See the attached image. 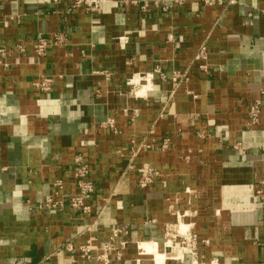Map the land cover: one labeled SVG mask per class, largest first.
I'll return each mask as SVG.
<instances>
[{
	"label": "crops",
	"instance_id": "1",
	"mask_svg": "<svg viewBox=\"0 0 264 264\" xmlns=\"http://www.w3.org/2000/svg\"><path fill=\"white\" fill-rule=\"evenodd\" d=\"M139 1L149 10L121 0L98 12L70 9L71 0H0V48L67 38L32 64L21 56L0 69V264H104L65 245L101 247L119 226L129 244L108 264H153L140 252L149 244L165 264H194L165 246L179 217L197 235L199 264H264V0H185L170 13ZM184 71L187 79L172 81ZM138 73L151 80L135 97L127 82ZM42 75L54 78L46 93L34 84ZM257 100L260 123L248 126ZM107 118L116 131L102 125ZM77 154L96 185L91 213L38 208L58 180L63 194L77 190ZM142 164L160 171L149 188L130 169Z\"/></svg>",
	"mask_w": 264,
	"mask_h": 264
},
{
	"label": "built area",
	"instance_id": "2",
	"mask_svg": "<svg viewBox=\"0 0 264 264\" xmlns=\"http://www.w3.org/2000/svg\"><path fill=\"white\" fill-rule=\"evenodd\" d=\"M58 2L60 0H54ZM112 0H71L70 9L84 8L87 12H98L104 2ZM200 4L209 5L217 0H197ZM185 0H155L153 3L156 7L160 8L165 13H170L176 5L183 4ZM237 0H228V4H235ZM121 3L128 5H138L142 11H148L150 4L147 1L139 0H121ZM169 42H175V36L173 33L167 35ZM122 46L127 42L123 37L120 38ZM67 38L63 33H54L50 36L39 37L32 47L29 49L24 44L18 42L15 44L13 50L6 47L0 48V69H8L12 66L21 64V56H28L29 63H34L37 57H43L47 54L49 47L65 45ZM13 51L18 55L13 58ZM197 58L204 60L207 58L206 46H201ZM201 68L206 69L203 65ZM154 73L159 74L162 79H167V75L163 72L160 66H156ZM187 71L174 72L171 76L173 82L180 83L182 80L187 79ZM151 73H138L133 78L128 80L130 86V92L135 96L146 95L148 90L147 86L151 77ZM35 87L43 92H49L53 89L54 78L48 75L40 76L35 82ZM144 89V92L141 90ZM262 111V103L260 100L255 101L248 112V126H256L260 123ZM137 117V111H133L132 120ZM104 127L111 128L116 131L115 120L113 118H107L102 122ZM170 145V139L165 138L160 144V149H167ZM130 169H134L138 173V184L141 188H149L154 184L156 178L160 175V171L149 164H142L139 167L134 165L130 166ZM91 168L88 162L85 161L82 154H77L74 159L73 177L77 186V190L70 194H63L62 190L64 184L61 180L54 183V191L48 193L41 202L37 205L40 209H48L55 211H63L66 206H70L72 209L81 212L82 214H90L91 206L89 201L96 191V185L90 178ZM87 231L91 230V226L86 228ZM129 229L125 226H119L112 229L110 240L107 244L97 247L92 242L84 241L75 246L72 243H67L65 248L68 251L76 252L79 256L87 261L104 262L108 264L110 262L111 254L114 255V261L119 262L123 259L126 248L128 247L129 240L127 236ZM180 238L183 240V244L177 246L175 240ZM165 246L171 248H178V254L173 259L184 258L185 254H190L194 264H199L198 250H197V235L192 231V226L188 230L182 232L179 227L173 224L167 226V240Z\"/></svg>",
	"mask_w": 264,
	"mask_h": 264
},
{
	"label": "bare ground",
	"instance_id": "3",
	"mask_svg": "<svg viewBox=\"0 0 264 264\" xmlns=\"http://www.w3.org/2000/svg\"><path fill=\"white\" fill-rule=\"evenodd\" d=\"M179 223L182 225L181 231L184 232L186 230H188V228H190L189 224H185L181 218H178V223L177 224H173L176 227H179ZM180 228V227H179ZM140 252L143 254H153L154 256V262L153 264H165L166 262V256L163 252L158 251V249L153 245V244H149V245H141L140 247Z\"/></svg>",
	"mask_w": 264,
	"mask_h": 264
},
{
	"label": "rangeland",
	"instance_id": "4",
	"mask_svg": "<svg viewBox=\"0 0 264 264\" xmlns=\"http://www.w3.org/2000/svg\"><path fill=\"white\" fill-rule=\"evenodd\" d=\"M186 224V223H185ZM180 230L182 228V225L179 223ZM178 251V248L176 249ZM154 256V255H153ZM153 262H154V257H153Z\"/></svg>",
	"mask_w": 264,
	"mask_h": 264
}]
</instances>
